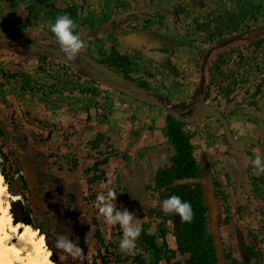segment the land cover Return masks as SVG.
<instances>
[{
    "label": "rangeland",
    "instance_id": "obj_1",
    "mask_svg": "<svg viewBox=\"0 0 264 264\" xmlns=\"http://www.w3.org/2000/svg\"><path fill=\"white\" fill-rule=\"evenodd\" d=\"M52 1L57 8L33 26L24 24L21 38L9 39L0 30V83L15 94L0 105V118L10 126L12 139L40 147L47 159L65 169L66 180L83 189L77 194V210L101 232V264H138L137 257L152 264L154 251L141 236L133 252L120 250L123 229L108 224L95 201L114 189L117 208L132 212L148 236L156 234L155 212L169 216L166 240L175 249V213L166 214L159 190L148 188L175 149L161 131L165 110L114 84L161 99L183 114L212 104L227 116L234 136L250 135L264 148V9L242 21L233 36L209 39L186 32L216 11L217 0H120L125 6L112 12L103 0ZM222 2L227 9L235 7L234 0ZM259 2L264 5L255 0ZM28 3L17 9L22 19ZM6 10L0 0V14ZM61 15L77 23L76 34L86 43L75 60L60 53L51 31ZM185 33L193 39L188 44L180 42ZM23 97L30 100L27 105ZM184 129L205 177L207 228L218 250L226 249L244 264H264V173L253 165L258 150L250 143L226 144L221 123L212 116L201 115ZM2 146L0 133V151ZM103 157L106 164L90 170ZM14 198L6 185L4 200L11 215ZM89 254L85 264H99L94 248ZM181 258L176 254L175 259Z\"/></svg>",
    "mask_w": 264,
    "mask_h": 264
},
{
    "label": "trees",
    "instance_id": "obj_2",
    "mask_svg": "<svg viewBox=\"0 0 264 264\" xmlns=\"http://www.w3.org/2000/svg\"><path fill=\"white\" fill-rule=\"evenodd\" d=\"M3 2L7 10L4 14H0L4 25L0 30L9 39L14 40L21 38L23 35L24 24L33 26L42 15H47L49 10L57 8L52 0H3ZM23 2L29 3L24 7L25 16L22 19L17 9ZM234 4L236 8L227 9L222 0H217L216 5L218 7L216 11L207 13L202 19L188 26L187 35L191 37L194 33L204 34L209 39L221 38L222 35L233 36L234 33H237L242 21L256 18L264 9V5L260 2L255 3V0H234ZM103 5L108 11L112 12L116 8L125 6V3L120 0H103ZM178 8L181 9L179 5ZM177 12L180 13L179 10ZM186 33L185 36L180 37L181 40L179 39L183 44H188L189 40H193L186 37ZM206 53L207 50L200 52V63L205 60ZM8 95L14 96L15 94L11 89L0 83V105L7 103L6 96ZM22 100L23 104L26 105L30 102L25 97ZM168 107L172 111L165 113L164 126L161 131L174 147L175 152L169 158L167 166L157 168L151 186L148 188L151 191L158 189V193L163 200L175 194L181 197L183 201L191 203L194 217L191 222H182L179 215L175 214V225L172 230L175 249H171L168 247L166 240V222L169 220V216L155 212V217L159 218L156 225V234L148 236L144 228L141 230V242L144 245L152 246L155 256L152 264H157L158 261H163V264H244L243 260L233 257L226 249H222L220 252L213 235L209 233L207 228L208 206L205 202L203 183H176L177 179L183 177L205 178L203 177V170L193 155V147L190 142L191 135L185 131L184 126L201 115L204 117L209 116L203 112V109L193 111L190 114H183L176 110V106ZM216 121L219 122L218 119ZM221 137L226 144L231 145L227 142L223 133H221ZM106 162V157L98 159L94 161L90 170H95L98 166L105 165ZM100 174H102V171H100ZM96 178L98 177L96 176ZM12 215L13 221L29 224L33 228L36 227L30 221ZM156 238L160 239L158 245L155 243ZM176 254H179L182 258L175 259ZM137 261L138 264H144L139 257H137ZM103 264L107 263L103 261Z\"/></svg>",
    "mask_w": 264,
    "mask_h": 264
},
{
    "label": "flooded vegetation",
    "instance_id": "obj_3",
    "mask_svg": "<svg viewBox=\"0 0 264 264\" xmlns=\"http://www.w3.org/2000/svg\"><path fill=\"white\" fill-rule=\"evenodd\" d=\"M0 120L8 133L6 142L0 129L3 143L0 168L9 192L15 196L12 214L30 221L43 234L50 259L55 264H85L92 248L96 263L101 264V232L91 218L88 220L84 212L77 210V194L83 189L66 180L65 169L47 159L40 147H33L34 144L24 139H12L10 126L2 118ZM61 237L73 241L79 237L83 259L57 247Z\"/></svg>",
    "mask_w": 264,
    "mask_h": 264
},
{
    "label": "clouds",
    "instance_id": "obj_4",
    "mask_svg": "<svg viewBox=\"0 0 264 264\" xmlns=\"http://www.w3.org/2000/svg\"><path fill=\"white\" fill-rule=\"evenodd\" d=\"M77 23L69 15L58 16L51 27V31L59 44V51L68 60H75L82 49L86 47L85 41L80 35L76 34ZM253 165L260 173H264V155L259 151L253 161ZM112 183L111 180L108 181ZM117 194L114 189L109 188L105 193H100L96 197L95 207L101 216L110 225L119 224L123 229V239L120 241V250L124 253H131L136 249V241L141 235V226L135 223V215L128 209L122 211L116 206ZM142 203V202H141ZM143 204V203H142ZM162 210L166 214H178L182 222H191L194 213L192 205L185 202L181 197L173 194L162 202ZM80 239L75 241L61 237L57 241V247L64 249L70 254L81 256L83 249L80 247ZM87 243V239H85Z\"/></svg>",
    "mask_w": 264,
    "mask_h": 264
},
{
    "label": "bare ground",
    "instance_id": "obj_5",
    "mask_svg": "<svg viewBox=\"0 0 264 264\" xmlns=\"http://www.w3.org/2000/svg\"><path fill=\"white\" fill-rule=\"evenodd\" d=\"M0 172V264H55L43 234L31 225L13 221L6 184Z\"/></svg>",
    "mask_w": 264,
    "mask_h": 264
},
{
    "label": "water",
    "instance_id": "obj_6",
    "mask_svg": "<svg viewBox=\"0 0 264 264\" xmlns=\"http://www.w3.org/2000/svg\"><path fill=\"white\" fill-rule=\"evenodd\" d=\"M203 81V76L201 77V82ZM114 87L116 89H118L119 91L126 93L127 95H130L132 97H135L136 99L154 105L156 107L162 108L165 110L166 113L171 112L172 110L162 101L158 100V99H154L151 98L147 95H143V94H136L133 90L129 89V88H125L120 86L119 84H114ZM203 112L209 116L215 117L216 119H218V121L221 123L222 125V129H223V134L225 136V139L227 140V142L233 146H241L245 143H250L252 145H254L256 147V149L262 154L264 155V148L261 144V142L255 138L252 137L250 135H242L240 137H236L233 135L229 121L227 119V117L214 105L212 104H205L203 106ZM0 129L2 130L4 137H5V141L7 142V130L5 128V126L2 124L1 120H0ZM205 181V178L202 177H183V178H179L177 179L176 183L177 184H184V183H194V182H201L203 183Z\"/></svg>",
    "mask_w": 264,
    "mask_h": 264
}]
</instances>
